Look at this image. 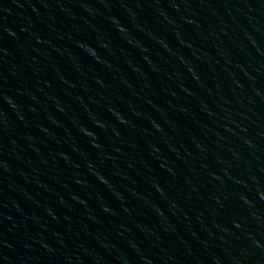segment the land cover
I'll return each mask as SVG.
<instances>
[{
	"label": "water",
	"instance_id": "1",
	"mask_svg": "<svg viewBox=\"0 0 264 264\" xmlns=\"http://www.w3.org/2000/svg\"><path fill=\"white\" fill-rule=\"evenodd\" d=\"M0 264H264V0H0Z\"/></svg>",
	"mask_w": 264,
	"mask_h": 264
}]
</instances>
